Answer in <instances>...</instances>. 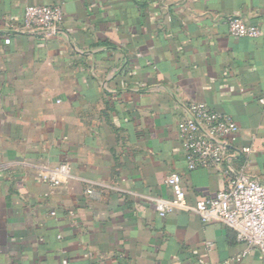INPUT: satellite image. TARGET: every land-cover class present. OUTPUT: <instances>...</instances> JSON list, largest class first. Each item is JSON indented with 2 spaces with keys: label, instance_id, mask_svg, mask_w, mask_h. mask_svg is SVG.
<instances>
[{
  "label": "crops",
  "instance_id": "crops-1",
  "mask_svg": "<svg viewBox=\"0 0 264 264\" xmlns=\"http://www.w3.org/2000/svg\"><path fill=\"white\" fill-rule=\"evenodd\" d=\"M58 4L53 30L29 5ZM264 0H0V264H264L224 223L158 215L182 175L187 202L244 171L264 184ZM192 102L230 114L219 168L190 170L179 139ZM68 161L52 186L44 166Z\"/></svg>",
  "mask_w": 264,
  "mask_h": 264
},
{
  "label": "built area",
  "instance_id": "built-area-1",
  "mask_svg": "<svg viewBox=\"0 0 264 264\" xmlns=\"http://www.w3.org/2000/svg\"><path fill=\"white\" fill-rule=\"evenodd\" d=\"M64 19V11L58 4H34L26 7L23 26L53 30ZM226 22L229 34L235 38H257L264 34L262 26L251 24L244 17L228 16ZM188 111L189 117L179 125V139L188 168H219L226 159L227 149L238 139V124L230 114L215 110L207 103L192 102ZM39 176L52 186L67 183L73 177L68 161L42 167ZM166 184L173 192L172 198H154L160 217L165 218L176 209L192 211L206 223H224L248 249L264 253V184L258 179L237 171L215 197L199 199L194 204L187 202L180 173H170Z\"/></svg>",
  "mask_w": 264,
  "mask_h": 264
}]
</instances>
